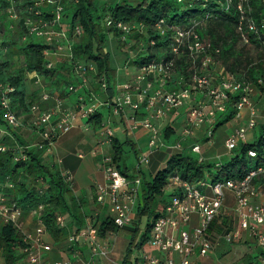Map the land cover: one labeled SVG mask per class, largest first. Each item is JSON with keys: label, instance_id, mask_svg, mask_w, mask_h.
Instances as JSON below:
<instances>
[{"label": "trees", "instance_id": "16d2710c", "mask_svg": "<svg viewBox=\"0 0 264 264\" xmlns=\"http://www.w3.org/2000/svg\"><path fill=\"white\" fill-rule=\"evenodd\" d=\"M48 1L54 2L61 8V24H64L72 56L70 61L58 64L49 70L46 69L47 62L43 57V52L48 47L45 44L35 43L38 38L30 34L32 25L40 26L53 22L51 7L45 4L36 6L40 2ZM221 1L192 0L177 3L176 0H139L131 4L127 0H111L108 3L102 0H0V91L4 87L13 90L8 95L9 106L12 114L20 120L29 114L31 104H38L35 102L37 99L35 94L26 92L25 83L28 74H35L48 83L62 98L67 87L74 85L72 84L74 78L76 82L74 64L91 62L97 72L103 74L106 84L105 94L98 93L96 85L93 84L96 89L95 94L102 101L111 100L115 95L117 82L116 73L110 68L105 42L109 35L118 39L119 34L106 27L107 20L143 27L142 35L133 33L123 42H119V47L130 45V52L136 50V44H139L141 52L130 64L138 69L151 61L166 58L170 32L167 36H159L153 30L157 22L162 21L167 27L183 30L193 21H200L202 29L199 30V36L220 50L216 60L222 66L223 73L232 79H234L233 75L236 76L243 86H250L254 94L257 93L264 99V28L258 31L257 36L248 35V45L241 44L236 33V12L231 9L225 13L220 6ZM248 7L249 16L255 21L256 26L261 21L264 23V6L257 0H250ZM54 29L56 30V27ZM76 29L78 35L75 34ZM239 44L242 49L249 47L255 49L258 53L255 59L247 57L244 50L238 49ZM126 54L129 55L128 52ZM187 69L186 61H176L174 74L166 89L172 91L178 88L174 85L175 79L182 78L186 81ZM68 76L71 79L67 81L65 78ZM185 85L186 88L189 87L187 83ZM180 88H183V85ZM189 89L192 90L191 87ZM242 95L241 90L232 94L227 93L225 110L215 116L211 126L212 132L237 118L236 106ZM3 118L4 112L0 109V128L6 132L0 141V144L6 147V151L0 154V195L8 203H16L23 213L41 207L39 219L45 233L53 245L61 247L67 241L68 235L73 230L82 229L87 218L90 217L86 215L88 212L83 211L86 204L81 198L74 197L70 183L66 182L54 164L48 162V157H45L42 151L31 147L32 144L20 137L13 128L8 127ZM103 121L102 115L96 113L87 123L97 130ZM173 135L172 128L162 129V139L166 145L171 146L179 141L178 139L171 141ZM252 136L250 143H239L224 160L219 161L217 167H215L216 163H207L200 158H194V154L183 143L180 152L168 151L169 156L164 167L156 171L148 181L142 171L137 174L134 172L133 177H129L126 173L123 148L129 147L136 155L135 144L128 139L119 141L112 138L108 154L118 172L129 179H140L134 207L136 221L132 224L133 230H127L131 241L128 243L121 264H130L132 247L141 250L148 242L154 222L162 216L164 207L169 201L170 195H164V191L171 177L177 176L190 184L203 181L205 177L213 183L240 181L250 171L264 169V118L262 122L256 124ZM248 151L254 152L255 157L249 158ZM18 154L24 156V161L14 162ZM252 184L254 187H259L258 181H253ZM220 213L209 229L216 237L227 234L234 228L233 218ZM57 217L63 218L64 227L58 226ZM142 222L143 232L139 244L134 246L133 238L136 237ZM93 223L97 227L99 238L120 231L105 213L97 215ZM25 247L18 231L10 225L0 224L1 264H17L22 258V250ZM258 260L264 261V250L257 248L255 255H245L242 264H257ZM134 264H137V260Z\"/></svg>", "mask_w": 264, "mask_h": 264}, {"label": "built area", "instance_id": "2783aa9c", "mask_svg": "<svg viewBox=\"0 0 264 264\" xmlns=\"http://www.w3.org/2000/svg\"><path fill=\"white\" fill-rule=\"evenodd\" d=\"M118 1V0H117ZM192 0H176L183 3ZM250 0H222L220 6L226 13L233 9L237 15L236 33L243 45L249 44L248 35H258V31L264 28L261 21L257 26L249 16ZM264 6V0H257ZM49 6L54 15L53 22L49 24L32 25L30 34L42 38L48 47L43 52L47 65L46 69H52L55 65L49 60L53 53L66 52L67 61H70V43L67 40L66 31L61 25V8L54 2H40L36 6ZM10 13V11H9ZM11 18H15L11 16ZM107 28L119 34L118 41L133 33L144 32L141 26H130L122 22L107 20ZM56 27V30L54 29ZM200 21H193L187 28L173 29L164 25L162 21L154 25L153 30L159 36H167L170 32V42L166 58L158 61H151L137 70L132 84L115 86V95L111 100L102 101L95 94L92 85H96L100 94H105L106 84L103 74H99L91 62H76L73 72L76 75V83L84 91L80 93L71 111H62V101L58 94H52L42 88L39 96L40 103L52 101L53 109L42 112L39 103L29 106V114L32 116L30 129L36 135V141L31 147L42 151L44 156L52 152L56 140L68 132L73 121L79 117L87 121L92 118L100 108L106 107L113 117L124 115L127 108L129 116V131L141 129L147 133V153L141 155L137 160L134 172L137 174L149 163V157L160 149H169L180 152L185 140L190 137L192 129L196 127H208L205 130L204 138L206 143L212 137L211 126L215 116L225 110L227 93H235L239 90L243 93L238 102L237 118L243 108H247L250 117L253 111L248 103V96L251 87L241 82H236L232 77H227L223 71L217 74L218 84L213 87L210 84L208 72L216 64V58L220 50L213 46L208 40L202 39L199 30L202 28ZM75 34H79L75 30ZM109 37H112L109 35ZM184 60L188 65L187 79H175L176 90H167L166 85L174 74L176 61ZM219 62V61H218ZM28 81L40 83V78L35 74H28ZM92 83V84H90ZM204 95L203 102H196L192 97V91ZM183 85V88L180 86ZM75 85H69L66 89L68 94L76 93ZM13 90L1 88L0 109L4 112V121L8 127L13 129L20 125L11 112L8 95ZM184 109L183 127L178 135L175 144L168 146L162 139V132L159 124L166 120L174 111ZM264 118V111H263ZM256 123L250 118L243 128H238L230 133L225 139L223 146L227 152H231L239 143H245L246 134L251 132ZM6 134L0 128V141ZM97 146H109L114 137V130L110 121H103L96 130ZM6 151V147L0 144V154ZM191 153L200 155V146L194 145L190 148ZM95 155V150L92 153ZM100 171L103 176V185L96 187L95 202L102 208L107 209V215L117 229L129 228L133 224L134 207L136 197L140 188L139 178L123 177L114 166L109 154L100 153ZM249 158H254L252 151L247 153ZM24 156L18 154L14 162L24 161ZM201 160V158H200ZM219 166L216 163L215 167ZM66 182H70L65 178ZM253 181H258V186L264 193V169L250 171L240 181L211 182L207 177L196 184L180 180L177 176L169 179L165 189H169L170 197L165 205L163 214L153 224L150 237L146 246L157 252V257L143 256L137 264H194L195 260L207 258L218 246L219 242L230 245L241 242L245 238L251 239L258 249L264 250V202L254 203L256 197ZM229 193L234 199L237 214V224L233 230L222 236H214L209 229L219 215L224 203L226 194ZM258 197V195H257ZM256 197V198H257ZM255 198V199H256ZM42 208L30 211L29 214L36 218V227L32 233L22 232L19 220L23 214L22 209L16 203H8L0 195V224L10 225L22 236V242L26 247L22 250L27 264H45V255L51 248L42 242L46 234L39 219ZM91 217L86 221L84 227L79 231H72L67 238V244L71 247L79 244H86L90 251L102 259H107L108 249L100 247L97 243V227L94 226V219ZM192 218L196 224L191 225ZM56 222L60 228L65 223L62 217H57ZM112 235V234H109ZM245 241V240H244ZM107 246V245H106ZM177 259L175 261L174 259ZM53 264H73L70 260L57 261ZM264 264V261H261Z\"/></svg>", "mask_w": 264, "mask_h": 264}, {"label": "crops", "instance_id": "0c3cea01", "mask_svg": "<svg viewBox=\"0 0 264 264\" xmlns=\"http://www.w3.org/2000/svg\"><path fill=\"white\" fill-rule=\"evenodd\" d=\"M129 47H127V49H129ZM105 51L109 55L110 68L112 69L110 53L107 50ZM120 54L124 56L122 57V59H120L121 61L117 59V63H118L117 72L115 73H116V82H117L116 86L118 88L122 87V85L132 84L133 79L135 75L137 74V70H138L137 67L130 65L132 60L134 61L135 59L134 57L129 58L130 55H127L123 50L120 51ZM49 60L52 61V63H54L55 66L58 64H62L67 61L66 52L64 51L63 53H53L49 56ZM65 79L68 81L71 78L68 76ZM72 81H73L72 84H74L77 89L76 93L68 94L67 91H64L65 94L63 95L62 98L60 97L62 101V111L64 112L72 110L76 102L77 96L80 93H82V91H84V89L82 87H79L78 84L75 82V78ZM40 82L42 83L43 86L40 88V91H38L37 93L36 92L34 93L37 98L36 99L37 101L35 100V102L39 103L40 110L42 112H45V111H49L53 109L54 103L52 101H49L46 103L39 102V96L42 91V88H44L45 90L49 92L51 91L52 94H57L58 92L52 90V87H50L48 83L42 81L41 79H40ZM92 88L96 91V89L93 86ZM28 94H31V93H28ZM256 96L258 99H263L262 96H259V95H256ZM195 101L203 102L204 95L198 92L197 95L195 96ZM101 112H107V117H106L107 119L105 121L107 120L110 121L113 127V130H114V137H113L114 139H117L119 141L128 139L132 141L133 144H135V146H137L139 143L144 142L145 145L147 146V133L145 131L141 129L134 130L132 132L129 131V123H128L127 118L129 116L130 111L127 108H125L123 112L124 115H121L118 117H113L110 110L106 107L100 108L97 113L101 114ZM184 112H185L184 109L174 111L166 120L162 121L159 124L161 132H162V129H165L166 127H170L174 130V135L170 139L171 141H173L174 139L177 140L178 135L183 127ZM248 113L249 112L247 108H243L240 111L239 117L235 119L236 124L238 125V126L236 125V127H239L238 123L243 121L244 118L248 116ZM23 120L24 121L26 120L29 123V126H28L29 133H30L29 138H34L36 140L37 138H36L35 133H33L32 130L30 129L31 122H32V116L28 114L25 118H23ZM232 124L233 122L231 121L228 124H226L225 127L227 126L228 129H230V127H232ZM206 128L201 126V127H196L192 129L190 137H188L184 142L188 149H190L194 145H199L200 146L199 156L201 157H202L201 148L205 147L206 148L205 150L207 151V148L211 146L210 142L206 143L205 138H204ZM200 137H203V138L200 139ZM252 138L253 136L251 137V141H252ZM250 142L245 141V143H250ZM109 147L110 146H102L99 148V146H97L96 129L94 130L87 123L86 119H81L77 117L73 121L71 129L68 132L62 134L56 140L55 144L53 145L52 152L49 155L45 156V157H48V162L50 164H54L59 169L60 173L62 174V176H64V178L69 179L70 181L69 183L71 185V189H72V193L74 197L81 198L83 202H85L86 207L83 209V211L85 213L87 212L91 213L89 215L90 217H88L89 219L87 218L86 221L90 220L91 217L97 216L99 214L105 213L107 215V209L102 208L95 202L96 195H97L96 187L97 185H103L104 181H103V176H102V173L100 171V166H99L101 155L100 154L93 155L92 153L94 152V150L99 148L101 149L103 153L108 154ZM82 148L87 149L86 154L81 152ZM160 151H163V149H161ZM155 152H159V151H155ZM168 156L169 155H166L163 159L159 160L160 165H164L165 160L167 159ZM206 162L208 163L209 161L206 160ZM209 163H216V161L214 159L212 162H209ZM148 164L146 165L145 168L142 169V173L145 175V172H146V176H150L151 178V176L155 174V172L157 171V168L155 170L147 168L149 166ZM169 194L170 193H167V194L165 193L164 195H169ZM231 198L232 196L229 193H227L225 201L229 203ZM231 200H233V198ZM255 202L257 203L264 202V193H262L261 195H258V197L255 199ZM223 208H224V205L221 211L223 210ZM196 222H197L196 219L192 218L191 225H195ZM19 223H20L22 232L32 233L34 228L36 227V218L32 217L29 214V212H24L19 220ZM114 236L115 235L113 234L112 235L107 234L103 238H99V237L97 238L98 245H100V247L105 246L108 249L107 259H102L99 256L94 255L90 251V249L87 247L86 244H79L78 246L71 247L67 244V242H65L61 247H56L55 245H53L49 236L45 234L42 237V242L45 245L50 246L51 248L50 252H48L45 255V264H53L57 261H62V260H70L71 262H73V264H121L123 257H124V253L121 254L119 252L118 249H120L121 251V247L117 245L118 243L115 241ZM244 240L245 242H247L250 239L247 237ZM127 246L125 247V250ZM217 247L216 249H214L212 254H214L216 260L220 261L221 260L220 257L222 255L221 253L224 252L223 249L221 251L220 248L224 247V244L219 242ZM143 256L157 257L158 254L157 252L153 251L151 248H149L145 244V246L143 247V255L137 260V262ZM24 259H25L24 254H22V258L17 264H25L26 261ZM174 260L177 261L176 258ZM209 261L210 260L207 257L202 260H195L194 264H206Z\"/></svg>", "mask_w": 264, "mask_h": 264}, {"label": "rangeland", "instance_id": "374dc122", "mask_svg": "<svg viewBox=\"0 0 264 264\" xmlns=\"http://www.w3.org/2000/svg\"><path fill=\"white\" fill-rule=\"evenodd\" d=\"M105 3H108L109 0H102ZM128 2H130L131 4L137 3L139 0H127ZM114 2V1H113ZM102 3V2H101ZM62 27V29L65 30L64 24L62 23L60 25ZM35 43L38 44H42L44 45V41L42 38H38L37 40H35ZM136 50L130 52L129 49H127V45L123 46V47H119V41L118 39L109 37L107 38L106 42H105V50H107L110 53L111 56V65H112V70L114 72H117V59L119 61H121L120 59H122V57L124 55L120 54V51L123 50L125 53L128 52V54L130 55L129 58L131 57H136L140 52V46L137 43L136 44ZM240 44L238 45V49H242ZM245 51V55H247V57L251 58V59H255V57L257 56L258 53H256V50L253 49L252 47L249 48H244L242 49ZM144 57V55H141V57ZM52 62V61H51ZM222 66L220 65V63L218 61H216V64L212 67V69L209 70L208 72V76L210 79V84L215 87L218 84V79H217V74L222 71ZM234 79H236V76H234ZM236 82H240L239 79H236ZM92 84V83H90ZM42 83H32L31 81L29 82L28 80L25 83V87H26V92L27 93H37L38 91H40V88L42 87ZM192 91V90H191ZM198 92L192 91V97L195 98V96L197 95ZM231 93V92H230ZM233 93V92H232ZM231 93V94H232ZM257 93L254 94L253 89L251 88V93L248 96V103L250 105V108L253 111V116L250 117V112L248 110V116L244 118L243 121L239 122V127H236V120H232L233 124L232 127H230V129H228V127L225 125H223L222 127H219L217 130H215L214 132H212V137L210 139V147L207 148V151L205 150L206 148L203 147L201 148L202 150V157L199 155H193L194 158H201L202 161L206 162V160H208L209 162H212L214 159L216 161V163H219V161L221 162L222 160H224L229 152H227L224 149L223 143L224 140L227 138V136L232 133L234 130L238 129V128H243L247 121L250 118H253L255 123L258 124L260 122H262L263 120V101L264 99H258ZM256 98V99H255ZM198 103V101H196ZM101 115L103 117V120L105 121L107 118V112H101ZM29 123L25 120L20 119V125L15 128L14 130L16 131V133L22 137L23 139H25L26 141H29L30 144H34L35 139L34 138H29L30 137V133H29ZM164 126V125H162ZM238 126V125H237ZM236 127V128H234ZM230 131V132H229ZM179 132V131H178ZM177 132V133H178ZM229 132V133H228ZM176 133V134H177ZM251 132H248L246 134V139L245 141L250 142L251 141ZM203 137H200V139H202ZM34 139V140H33ZM199 139V140H200ZM206 140V139H205ZM207 141V140H206ZM203 143V142H202ZM201 143V144H202ZM192 144V143H191ZM134 150L136 152V155L131 151V149L129 147H124L123 148V162L124 165L126 166L127 169V175L129 177H133L134 176V169L137 165V160L141 155H144L145 153H147V149H146V145L144 142L139 143L137 146L134 147ZM161 150V149H160ZM159 152H154L152 155H150L149 157V166L147 168H150L152 170H155L157 168L158 170H161L164 166L160 165L159 160L163 159L166 155L168 154V151L170 153H173L175 151L173 150H169V149H163V151ZM81 152L86 154L87 153V149H81ZM93 152V151H92ZM102 153L101 149L97 148L95 150V154H100ZM101 155V154H100ZM166 161V160H165ZM208 162V163H209ZM120 169H123L122 163L120 164ZM145 176H146V172H145ZM146 180L148 181L150 179V176H146L145 177ZM255 188V194L256 197L257 195H261L263 192L261 191V189L258 187H254ZM171 190L169 189H165L164 193H170ZM255 197V198H256ZM255 198L253 200L254 203L255 202ZM232 199V198H231ZM228 202L225 201L224 203V208L221 211V215H226L228 217H232L234 220V226H236L238 218H237V214L235 212L236 209V205L234 203V199ZM91 213L89 212L87 215L89 216ZM89 219V218H88ZM136 221L135 217L133 216V223ZM143 227H144V223H140L138 229V233L136 235V237L133 238V245L136 246L139 244L140 241V236L143 232ZM127 230H133V225H131L129 228H124V229H120V231H118V233L113 234L115 235V241L118 243L117 245H119L121 247V251L120 249L119 252L121 254L125 253V247L128 245V243L131 241L130 235L127 233ZM119 247V248H120ZM225 247V249H224ZM224 247H221L220 250L222 251L223 249V253H221V260H216L214 254H210L208 256V259L210 260L208 263L206 264H242V260L245 257V255H255L257 253V246L255 245V243L250 239L249 241L245 242L244 240H242L241 242L238 243H234V244H230V245H224ZM218 248V247H217ZM145 252V251H144ZM143 255V248L141 250H137L135 247H132L130 250V264H134L136 260H138L141 256ZM224 258V259H222ZM25 260V259H24ZM216 260V261H215ZM2 263V260L0 258V264ZM26 264V263H25ZM257 264H261V262L258 260Z\"/></svg>", "mask_w": 264, "mask_h": 264}]
</instances>
